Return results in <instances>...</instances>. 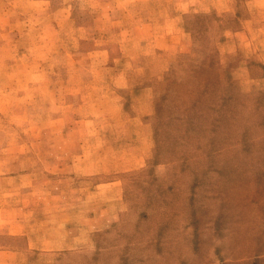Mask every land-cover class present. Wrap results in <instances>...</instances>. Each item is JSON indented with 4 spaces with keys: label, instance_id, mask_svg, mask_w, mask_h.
Returning <instances> with one entry per match:
<instances>
[{
    "label": "rangeland",
    "instance_id": "1",
    "mask_svg": "<svg viewBox=\"0 0 264 264\" xmlns=\"http://www.w3.org/2000/svg\"><path fill=\"white\" fill-rule=\"evenodd\" d=\"M261 2L0 0V249L264 264V27L240 51L225 34ZM157 18L165 38L147 41L138 25Z\"/></svg>",
    "mask_w": 264,
    "mask_h": 264
},
{
    "label": "crops",
    "instance_id": "2",
    "mask_svg": "<svg viewBox=\"0 0 264 264\" xmlns=\"http://www.w3.org/2000/svg\"><path fill=\"white\" fill-rule=\"evenodd\" d=\"M143 4H145V6L148 8V11H150V7H151V3H154V0H140ZM245 2H252L255 6V11H257V6L259 5H256L258 4L257 2L259 0H244ZM262 2L259 3V4H264V0H261ZM181 2V0H180ZM256 2V3H255ZM264 6V5H263ZM155 7V6H154ZM153 7V8H154ZM157 7V5H156ZM224 11V10H223ZM227 11L230 12V10L227 8ZM150 13V12H149ZM255 14V13H254ZM253 13H250L248 15H244L243 13H241L239 11V8L238 7H235L232 9V15L233 17H240L238 19H241V21L247 23V25H244L243 27H239V28H235V29H232V28H229V30H227V32L225 33L228 37L229 40H233L235 37L236 38H240L241 42H236L235 40H233V42H235V44H237V46L235 47V49H230V50H235V51H240L242 49V44L244 41L248 40L249 38H256L257 35H258V30H261L263 27H264V22H263V25L260 26V25H257L259 24V18L258 17H264V16H259L258 14L257 15H254ZM144 15V14H143ZM148 15V14H147ZM145 15V17H151L150 14L149 16ZM152 17H164V15H156V16H152ZM153 22H143L141 23V25L138 27L141 29V30H144V31H147L146 35V40L148 41V38H150V41H157L159 38H165V31L162 30L160 31V28H159V21L160 19L157 18V19H154L152 20ZM149 30H153V33H150L149 35ZM135 35H137V30L135 29ZM144 35L141 36V38H143ZM227 39V41H228ZM243 41V42H242ZM155 48V47H154ZM229 50V51H230ZM140 54L141 53H136L134 55L131 56V59H132V65H131V69H132V72H133V76L135 80L137 81H143V77L145 75V70L149 67L147 65V60H139V57H143L141 56ZM145 79V78H144ZM144 87L141 88V93L142 92H147V95L148 93H150V91L152 90L151 88V85L150 84H143ZM78 224V223H77ZM70 225V224H69ZM69 227V226H68ZM85 228V225H84V222H80L77 226L75 227H70L67 228V237L69 236V238H75L73 236H79L81 233H80V230H84ZM23 229V227H22ZM19 230L18 232H14L12 233L13 235H19L20 233L23 234L22 231ZM78 231V232H77ZM84 232V231H83ZM27 234V233H26ZM18 239V240H17ZM14 240H17V241H13V243L15 245H19L20 243L24 246V240L21 241L22 239L20 238H15ZM29 244V247H31V243H30V240L28 242ZM49 247H42L40 245H33L34 248H40L43 249V250H53V246L54 245H49ZM48 251V252H49ZM24 251L21 250V249H17V248H4V249H0V264H16L18 263V261L22 260V257H23V253ZM47 252V251H46ZM10 259V260H9ZM15 259H18L17 262H15Z\"/></svg>",
    "mask_w": 264,
    "mask_h": 264
}]
</instances>
